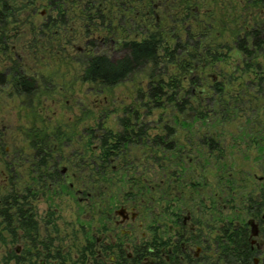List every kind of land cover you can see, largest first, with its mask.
Masks as SVG:
<instances>
[{
    "label": "flooded vegetation",
    "instance_id": "af4514ba",
    "mask_svg": "<svg viewBox=\"0 0 264 264\" xmlns=\"http://www.w3.org/2000/svg\"><path fill=\"white\" fill-rule=\"evenodd\" d=\"M259 10L264 17V5ZM230 42L231 57H239L235 64L240 65L247 57L237 50L239 39ZM99 44L104 45L102 39ZM78 49L79 53L84 50L81 45ZM61 63L73 73L70 88L87 85L89 92L98 94L93 85L78 78L77 61ZM236 66L231 71L206 67L199 83L183 84L191 92L188 97L204 96L221 79L232 81L228 89L240 90L242 70ZM30 69L24 66L21 72L35 76L39 91L40 82L51 90L52 77L41 81L45 75ZM254 69L257 71L243 70V79L253 75ZM12 71L7 67L5 72ZM143 82L137 85L132 101L121 107L116 128L107 126V114L112 112L107 95L97 106L99 111L88 118L76 116L59 123L34 118L54 144L50 149L48 145L36 148L32 123L26 133L27 157L22 158L24 151L19 148L8 154L13 172L7 175L3 171L0 203L9 194L13 197L7 199L9 217L1 218L8 219L10 226L6 228L0 220V235L8 232L9 244L20 243L14 251L9 248V264H240L237 258H230L226 242L235 235L239 243L242 228L254 251L253 264H258L257 257L262 258L264 251V212L258 215L249 210L244 193L255 188L253 181L264 182V175L257 177L244 166L235 168L231 155L240 151L242 143H246L245 150L252 149L247 139L240 138L241 131L264 128V117H236L235 149L227 154L230 144L223 135L228 124L190 114L171 115L165 122L161 115L152 117L161 107L145 105L151 85L147 82L143 87ZM251 121L257 123L249 125ZM254 160L252 169L258 165L262 171L264 164L255 156ZM17 194L26 204L23 227L15 205ZM63 197L72 219L63 215ZM43 200L46 207L41 208ZM254 226L257 235H253Z\"/></svg>",
    "mask_w": 264,
    "mask_h": 264
},
{
    "label": "trees",
    "instance_id": "16d2710c",
    "mask_svg": "<svg viewBox=\"0 0 264 264\" xmlns=\"http://www.w3.org/2000/svg\"><path fill=\"white\" fill-rule=\"evenodd\" d=\"M240 4L238 12L236 8ZM261 5L264 0H41L40 6L37 0H0V49L8 55L9 67L13 70L11 73L0 71V90L9 86L28 102L39 93L35 76L21 72L23 64L13 57L8 47L10 37L6 32L12 20L17 29L30 23L26 42L32 55L59 56L69 64L77 61L78 78L82 83L93 85L98 93L126 78L143 74L151 85L145 104L149 109L167 108L171 104L172 115L214 117L226 125L236 117H264V72L255 60L264 55V17L257 11ZM40 8L45 11L44 15L39 13ZM101 39L103 46L99 44ZM235 39H239L237 50L247 57L236 66L242 70L240 86L243 88L228 89L232 81L221 79L204 96L188 97L191 92L183 84H197L206 67L220 68L219 63L226 64L232 52L230 41ZM78 44L84 50L72 54ZM252 68L257 71L254 69L252 77L243 79V70ZM250 79L253 81L248 83ZM253 123L257 122L251 121L249 125ZM39 124L33 122L31 129L35 147L53 148L50 134L44 135ZM241 132L240 138L247 139L250 148L257 149L255 159L263 165L264 128L248 127ZM8 154L0 139L2 177L3 171L7 175L13 172ZM253 182L255 188L244 193L246 204L249 210L260 215L264 212V182ZM9 196L13 197L1 196L0 218L9 217ZM15 200L22 217V220L17 217V221L23 227L26 204L21 203L23 199L18 194ZM1 222L6 223V228L10 226L8 219ZM262 229L264 233V226ZM239 236V243L235 235L228 238L226 250L240 264H253L254 251L244 228ZM9 260L6 258L3 264H9ZM261 264H264V251Z\"/></svg>",
    "mask_w": 264,
    "mask_h": 264
},
{
    "label": "rangeland",
    "instance_id": "374dc122",
    "mask_svg": "<svg viewBox=\"0 0 264 264\" xmlns=\"http://www.w3.org/2000/svg\"><path fill=\"white\" fill-rule=\"evenodd\" d=\"M37 3L40 6L41 0H37ZM42 12L43 9L40 8L39 13L41 15ZM29 24L30 23L28 22L22 25L21 28L17 29L18 26L15 22L11 20L8 23V29L6 32L10 37L8 47L13 51L12 55L14 58L19 60L21 59L23 62L22 64H24L23 67L25 66L27 69L31 68V73L39 72L41 76L45 75V80L52 77L51 90H45L43 82H40V91L36 98H32L30 102H28L27 98L18 96L17 93L9 86L0 90V135L3 137L2 140L6 152L13 153L15 148H19L24 151L22 152V158L25 159L28 150L26 133L31 127V124L35 120L34 118H36V116L39 115L38 119H45L52 123L66 122L68 119H73L76 116L82 115L88 118L92 112H95L100 101H103L106 95L110 101L109 109L112 110L111 113L109 112L107 114L109 116L106 120L108 124L107 126L116 128L117 124L115 122V118L117 115L121 114V107L132 101L133 93H135L137 85L140 83V81L142 82L144 80L142 83L143 87L147 85L146 75L137 74L131 81L120 84L114 89L109 91L107 90L104 93L96 94L89 92L87 85L82 87V89L78 87V85L70 88V83L74 81L73 73L72 71L66 69V66L61 63L62 61L59 56L49 58L42 56V54L35 56L32 55L33 51L27 48L28 44L26 39L28 38L30 31ZM80 45L82 46V44H78L75 47L76 50ZM1 50L2 49H0V71H5L6 68L11 65V62L8 61V55L3 54ZM76 50L74 49L72 52L79 53V49L77 51ZM238 58L239 57L236 55L232 56L229 58V64L226 63L224 65H220V67H224L226 70L231 71L233 67L236 66L235 63L237 62ZM257 61H259L264 68V55L259 56ZM247 76L252 77V75ZM52 83L54 85H52ZM25 100H27V102H24ZM35 110L38 111L37 115H35ZM97 114L100 115L102 112L100 111ZM151 115L155 118L161 115L164 122L170 121L172 110L169 108H161L154 111ZM237 125L238 123L235 122L228 124L225 135H223L225 143L230 144L228 145L229 149L227 154L233 152L235 149V147L232 146V143H234L233 135H237ZM245 149L246 143H242L240 145V151H238L235 156L231 155V159L233 158L232 165L236 164L235 168H241V166H244V168L247 170H250L251 168L252 173L255 172L257 177L264 175L263 171L259 169L258 165L255 167V169H252L251 167V165L255 164L254 156L258 154L257 149ZM0 166H2L1 162ZM230 171H235V169L233 168ZM23 174H25V169ZM4 179L5 177L0 176L1 186ZM24 179L25 177L23 176V180ZM62 199L66 202V204H62L63 215L65 219H72L73 216L72 212L68 208V201L64 197ZM57 203L58 202L56 201L55 204ZM40 207H46L44 200L43 203H40ZM10 238L11 235H9L8 232H4V234L0 235V264H3L7 258V255L9 254V248L12 251L19 248L20 243L18 242L12 244L8 243ZM257 259L258 264H261L262 258L259 256Z\"/></svg>",
    "mask_w": 264,
    "mask_h": 264
},
{
    "label": "water",
    "instance_id": "95a60500",
    "mask_svg": "<svg viewBox=\"0 0 264 264\" xmlns=\"http://www.w3.org/2000/svg\"><path fill=\"white\" fill-rule=\"evenodd\" d=\"M258 231L257 229L255 228V226L253 227V235H257Z\"/></svg>",
    "mask_w": 264,
    "mask_h": 264
}]
</instances>
